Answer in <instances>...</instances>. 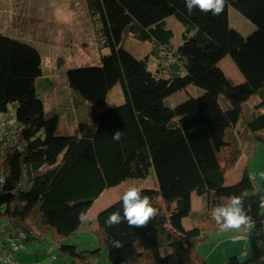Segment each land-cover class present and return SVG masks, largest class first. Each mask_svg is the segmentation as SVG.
Here are the masks:
<instances>
[{
	"label": "trees",
	"instance_id": "1",
	"mask_svg": "<svg viewBox=\"0 0 264 264\" xmlns=\"http://www.w3.org/2000/svg\"><path fill=\"white\" fill-rule=\"evenodd\" d=\"M85 1L99 50L108 53L101 55L98 66L74 67L66 73L70 89L91 104L82 110L67 96L58 109L68 126H79L74 134L60 132L59 114L45 111L38 92L40 51L0 33V113L16 105L14 126L0 117L2 241L7 236L21 237L25 244L48 240L81 264H93L103 249L111 264H210L196 248L221 229L210 215L213 206L233 193H248L244 205H253L252 219L262 214L259 197L253 195L255 179L245 171L238 182L226 185V173L242 155V149L227 139V129L235 128L243 137L250 131L264 141V0H226L219 15L198 8L189 14L184 0ZM229 6L258 32L243 37L230 24ZM127 14L134 22L132 37L151 43L143 58L121 46L117 23ZM170 16L184 27L178 47L167 27ZM151 55L158 57L155 71L148 67ZM226 56L243 76L241 83L232 84L219 66ZM118 83L124 101L107 106L108 94ZM190 85L205 90L211 96L208 101L224 96L229 106L220 111L209 102L202 119V104L194 96L167 104L168 97ZM252 97L257 102L249 109L245 103ZM92 105L100 110L91 113ZM83 112L91 117L85 115L86 121L77 123ZM117 130L122 132L119 141L112 138ZM151 172L154 185L142 188V194L149 196L157 214L146 226L106 224L114 211L123 216L120 198L97 214L96 249L65 243L82 227L88 228L90 222H81L78 215L82 210L88 213L105 190L128 179H146ZM193 193L201 198L197 212L192 210ZM194 215L209 217L207 223L213 227L199 220L186 228L184 219ZM116 239L123 247L112 246ZM255 263L263 264L260 255L245 260L232 255L222 264Z\"/></svg>",
	"mask_w": 264,
	"mask_h": 264
},
{
	"label": "rangeland",
	"instance_id": "2",
	"mask_svg": "<svg viewBox=\"0 0 264 264\" xmlns=\"http://www.w3.org/2000/svg\"><path fill=\"white\" fill-rule=\"evenodd\" d=\"M228 13L231 26L239 31L243 37H248L254 32H258L256 25L246 19L234 7L229 6ZM166 23L167 27L172 29L174 33V37L172 38L173 45L178 47L183 42L182 31L184 27L174 16L168 17ZM133 24L134 22L128 14L118 21L117 28L123 37L121 46L136 57L143 58L150 51L151 44L149 41H141L132 37L129 30ZM0 33L27 42L40 51L43 72L38 81V92L44 98L43 101L46 111H52L50 110V106L63 107L62 105H65L68 99L67 96L71 98V101H77L82 110L83 106L85 108L87 107L86 104L89 103L84 102L77 92L70 89L66 73L68 69L74 67L100 65L101 55L107 54L108 49L99 50L85 0H0ZM150 58L151 61H149L148 67L151 71H155L157 67L156 63L158 64V57L151 55ZM220 65L232 80L231 82L236 83L237 73L239 74L240 72L232 62V59L226 56L221 60ZM48 80L51 81L52 87L47 84ZM189 96H194L199 99L202 104L200 116L204 119L203 106L204 108L208 106L209 101L207 99L211 96L201 88L190 85L185 90L168 97L166 102L169 105H176L186 100ZM123 101L122 88L118 83L109 92L106 105L115 106ZM227 102V99L221 96L216 102V105L222 111L226 109ZM251 104H253V101H251ZM92 106L90 107L91 113L92 111L100 110L99 106ZM249 106L247 108L250 109ZM15 107L16 105L11 104L8 113H0L1 119L4 122H8V125L11 126H14L15 123ZM212 107L210 106V108ZM212 113L217 112L213 111ZM85 115L91 117V114L83 112V116L79 115L77 123L81 119L83 120ZM64 118V116L61 117L59 125L62 133L74 134L75 130L79 129V126H68ZM227 139L242 149L241 158L230 169L233 171L228 170V174H230L228 182L237 180L239 175L243 176L246 171L252 179H256L254 180L255 193H258V189H261V192L264 193V141L255 139L250 131L244 137L240 136L237 129L232 127L227 129ZM154 181L155 174L151 172L146 179H128L122 184L105 191L96 202L97 205L95 206L94 204V213L99 209L101 204L106 207L120 199L130 184H134L142 189L152 187ZM199 204L200 200L195 197V208ZM91 217L89 218L90 220L92 219ZM199 220L207 228L213 227L212 223H207L211 221L209 217L205 220L204 217H197L195 215L187 219L185 224L189 226ZM94 223L97 224L96 220H94ZM205 231L209 232L207 230ZM240 232L241 228L237 230H215L196 249L200 255L204 257L209 256L208 262L210 264H222L227 257L234 254H238L241 260L260 255L259 248L255 243L250 242L247 249L245 240L236 238ZM0 240H4L3 234H0ZM65 243L77 244L81 250L96 249L99 245V239L95 230L89 226V228L82 227L76 234L65 240ZM246 253L249 255L246 256ZM56 254L58 256L56 264H81L75 259H69L58 252L57 249ZM106 254L107 250L103 249L101 257L96 259L93 264H111L106 259Z\"/></svg>",
	"mask_w": 264,
	"mask_h": 264
},
{
	"label": "clouds",
	"instance_id": "3",
	"mask_svg": "<svg viewBox=\"0 0 264 264\" xmlns=\"http://www.w3.org/2000/svg\"><path fill=\"white\" fill-rule=\"evenodd\" d=\"M184 2L189 14H192L193 10L198 8L201 12H211L213 15H219L224 10L226 0H184ZM171 107L174 109L175 106ZM112 138L119 141L122 138L121 130H117ZM142 192L141 188L130 184L121 196L123 216H121L120 211H114L107 217L106 224L111 227L126 221L129 227L146 226L157 213L149 196L143 195ZM247 195L249 194L237 195L233 193L227 197L226 201L213 206L210 215L221 229L237 230L242 227H250L254 223L250 214L253 205L251 203L247 207L244 205V197ZM253 195H258L259 208L264 209V193H253ZM87 218V213L83 210L78 215L81 222H85ZM260 244H264V241ZM112 246L121 248L123 242L116 239L112 242Z\"/></svg>",
	"mask_w": 264,
	"mask_h": 264
},
{
	"label": "crops",
	"instance_id": "4",
	"mask_svg": "<svg viewBox=\"0 0 264 264\" xmlns=\"http://www.w3.org/2000/svg\"><path fill=\"white\" fill-rule=\"evenodd\" d=\"M151 44V43H150ZM221 64V62L219 63V65ZM221 67V65H220ZM222 68V67H221ZM223 70V68H222ZM224 71V70H223ZM224 73L226 74V76L228 77L229 81L231 82L232 80L230 79V77L228 76V74L224 71ZM237 73V72H236ZM243 81V76L239 73H237V82H231L232 84H238V83H241ZM221 97V96H220ZM44 99V98H43ZM220 99V98H219ZM213 100V99H212ZM212 100H209L210 104L214 105L217 100H215V102H213ZM228 101V100H227ZM251 101H253V104H251ZM257 102L256 98L255 97H252L247 103H245V107L249 106L250 109L253 108L254 104ZM228 104H226V108L227 106H229V102H227ZM45 106V105H44ZM59 108L58 107H51L50 106V110H52L51 112H48L46 111V108H45V111L47 114L51 115L53 113H58L59 114V125H60V119L62 116L65 117V115H61L60 111L58 110ZM206 111V109H205ZM251 111V110H250ZM65 120V123H67L66 121V118H64ZM84 121H86V118L84 117L83 118ZM64 126V125H63ZM59 130L60 132H62L60 126H59ZM64 130H65V127H64ZM241 158V157H240ZM230 171H233V170H230ZM233 173V172H231ZM229 175L228 172L226 173V185H231V184H234L236 182H238L240 179L243 178V176H240L238 177L237 180H234L232 182H228V179H229ZM244 175V174H243ZM237 178V177H236ZM256 180V179H255ZM260 186V185H259ZM116 187V186H115ZM113 188V187H111ZM109 188V189H111ZM107 189V190H109ZM105 190V191H107ZM104 191V192H105ZM103 192V193H104ZM258 192H261V189L259 190L258 189ZM102 193V194H103ZM262 193V192H261ZM101 194V195H102ZM101 197V196H100ZM99 197V198H100ZM196 197V199H199L200 200V204L199 206H197L195 208V205H194V198ZM99 198L97 200L94 201L93 205L90 207V209L88 210V213H87V220L88 223L90 222V224L88 225L87 224V227L89 228V226H91V228H93V230H95L97 228V224L94 223V220H96V217H97V214L99 213V210L101 211L102 209L106 208L105 205L102 206V204L99 206V209L94 213V204L95 206L97 205L96 202L99 200ZM117 201V200H116ZM115 202V201H114ZM113 202V203H114ZM112 204V203H111ZM110 204V205H111ZM109 206V205H108ZM202 208V203H201V198L196 194V193H193L192 195V210L193 212H197V211H200ZM259 212H262V209L259 211ZM92 216V217H91ZM92 218L91 220L89 218ZM189 219V218H185L184 219V226L186 228H191L192 225L190 224L189 226H187L185 224V221ZM193 224V223H192ZM242 230V228H241ZM246 242V248L248 247V244L251 242V241H245ZM248 249V248H247ZM234 255H238V254H234ZM246 256L249 255V254H245ZM13 256L14 258L16 259V261H18L20 264H56L57 263V260H58V256L56 254V247L51 244L48 240L47 241H43V242H36V243H31V242H28L26 243L22 248L16 250L14 253H13ZM203 256V255H202ZM208 261L209 259V256L205 257ZM257 264H260V263H257Z\"/></svg>",
	"mask_w": 264,
	"mask_h": 264
},
{
	"label": "built area",
	"instance_id": "5",
	"mask_svg": "<svg viewBox=\"0 0 264 264\" xmlns=\"http://www.w3.org/2000/svg\"><path fill=\"white\" fill-rule=\"evenodd\" d=\"M253 221L254 223L250 227H242L236 238L255 243L260 249V259L264 264V244H260L264 241V209H262L261 216L254 218ZM24 245L25 243L22 242L21 237L7 236L5 241L0 240V264H20L14 258L13 253Z\"/></svg>",
	"mask_w": 264,
	"mask_h": 264
}]
</instances>
